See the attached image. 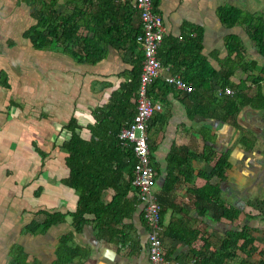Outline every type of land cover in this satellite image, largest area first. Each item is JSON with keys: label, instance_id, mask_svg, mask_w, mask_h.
<instances>
[{"label": "crops", "instance_id": "1", "mask_svg": "<svg viewBox=\"0 0 264 264\" xmlns=\"http://www.w3.org/2000/svg\"><path fill=\"white\" fill-rule=\"evenodd\" d=\"M249 1L156 0L157 11L164 20L165 38L168 42L165 45L164 39L159 51L162 48L171 51L170 57L174 56L176 64L163 65L165 69L162 76L174 74L176 71L175 74L187 77L194 72L199 74L194 67L196 57L189 55L197 50L198 41L202 42V55L209 65L224 74L228 67L224 66L222 59L227 51L226 40L232 31L222 24L219 8L231 6L253 15H264V10L256 9L258 4H264V0L257 2V5ZM117 6L121 7L122 4ZM131 11L128 13L129 17H126L123 11L117 12L120 34L108 40L102 60L93 65L88 60L89 43L84 45V39H95L93 30L81 25L79 35H76L81 39L66 36L55 46L46 43L35 49L24 37L36 24V20L31 16L33 10L26 4H21L20 0H0V75H6L9 84L4 87L0 84V264H14L12 253L15 247L36 255L34 257H37L38 261L48 264L52 260L51 242L55 241V250L58 240L69 231V225L60 224L53 227L54 231L33 234L30 232V226L45 219L44 215L37 216L33 213L37 212L36 209L49 213L76 211L78 198L74 194L75 191L62 184V180L68 181L70 174V153L64 146L68 143L70 135L66 127L72 119L82 127L80 136L87 142L93 141L91 144L96 146L101 143L103 149L111 146L110 142L104 143L96 137L98 132L93 130L99 117L107 114L110 106L112 108V99L120 95L121 84L129 80L136 55H143L141 48L135 47L130 38L126 41L121 38V32H126L125 28H130L133 36L141 31L140 18L136 12L132 9ZM113 17L114 15L111 16ZM106 23L107 27H113L112 22L106 20ZM181 36L183 39H180ZM192 37L197 41L191 42L195 46L186 47L185 41ZM242 39L243 61L246 62L249 57H257L254 42L247 36ZM176 41L186 47L184 51L190 56L186 57L185 62L184 54L177 58L175 52L178 49L171 50L170 44ZM233 59V71L242 73L243 69L234 67L238 63L235 56ZM212 78L214 82L209 90L218 92L221 89L217 84L220 77ZM238 79L237 74L231 78L235 83ZM189 86L192 90L188 94L175 91V94L167 95L172 104L164 106L162 114L165 115L161 118L159 116L157 122H152L149 130L151 157L158 167L155 188L163 210V225L166 231L164 250L171 264H202L204 257H210L212 251L211 248H204L205 239L208 242L215 240L212 239L215 237L222 239L229 229L237 230L244 225L251 230L257 228L254 226L255 222L251 221L241 225L242 218L234 225L221 219L220 206L200 199L197 189L189 191L194 188V182L186 181L181 175L183 170H189L188 164L183 168H174L176 165L169 162L170 159L175 161L174 152L178 155L193 151L194 154H202L206 147L215 152L226 151L220 148L224 139L221 135L224 109H217L213 120H201L198 116L194 118L195 121H189L181 102L189 101L191 107L188 106L194 111L200 109L203 101L202 98L190 100L195 86L191 83ZM244 115L256 122L254 116H264V110H242L237 122L241 121ZM229 123L225 125L234 128L231 120ZM205 126L210 128L211 134L207 135ZM152 131L157 132L156 138L150 136ZM230 152L232 155V149ZM107 157L109 154L106 152L98 150L93 154L91 151L85 165L89 162L90 169L96 171L97 166H103V162L100 165L96 163L104 161ZM194 166L204 167L207 171L212 167L198 160L194 162ZM170 174L177 177V180L169 179ZM236 176L244 178L243 175ZM233 178L232 175L229 180L221 183L222 197L223 186L229 184ZM125 185L127 180L122 179L120 187ZM35 192L39 193V201L34 198ZM113 195L114 191L111 189L104 192L105 203L111 202ZM211 206L217 208V212L213 211L216 215L213 220L207 215ZM87 217L94 220L93 216ZM248 218L254 220L253 217ZM66 221L71 224L73 218L69 216ZM125 221V232L119 235L122 229V226H119L113 236L105 235L94 225L88 226L83 234L76 236L74 243V246L87 249L84 253L86 257L77 258L70 264H151L146 249L148 231L134 216ZM211 225L212 229H208ZM222 231L224 233H221ZM196 233L197 237L193 238ZM253 234L257 238L258 232ZM258 242L264 246V243ZM216 243L219 244L217 240ZM197 253L205 255L199 259ZM236 255V259L229 264H241L243 261L253 264L261 259L256 254L252 257H245L240 253Z\"/></svg>", "mask_w": 264, "mask_h": 264}, {"label": "trees", "instance_id": "2", "mask_svg": "<svg viewBox=\"0 0 264 264\" xmlns=\"http://www.w3.org/2000/svg\"><path fill=\"white\" fill-rule=\"evenodd\" d=\"M59 1L20 0L21 4H26V6L33 10L34 13L31 16L36 20V24L24 34V37L31 41L35 49H39L46 43H50V46H55L66 36L81 39L76 35H79L80 26H85V28L93 30L95 33V39H84L85 46L89 43L88 60L93 65L102 60V54L106 50L105 47L108 40L120 34L121 30L117 26V12L123 11L126 17H129L128 13L132 9L139 16L137 10L132 8L128 1L120 2L122 4L121 7L117 6L116 0H65V6L60 5ZM63 8H71V12H64ZM112 15H114L113 18H111ZM219 15H221L222 24L229 31H232L226 40L227 51L224 52L222 59L224 66H227L228 69L224 74L222 71L214 70L202 55V42H197L193 37L188 38L184 43L186 47L195 46L191 42H197V50L189 53V55L193 56L192 58L196 57L194 58V67L199 71V74L194 72L189 77L185 75L181 76L183 81L188 85L191 83L195 86L190 100L194 101L196 98H202L203 101L200 109H194V111L193 109L190 110L189 106L191 107V105L189 101L187 103L181 102V105L184 106L185 111L189 114L188 119L191 122L195 121L194 118L198 116H200L201 120H213L218 111L217 109H224L221 121L224 124H230L229 120H231L234 128H239L241 125L237 122V118L242 113V110H264V64L262 61L264 59V15H253L248 11L245 12L231 6H221L219 8ZM106 20L112 22L113 27H107ZM125 31V34L121 32L123 41L130 38L129 40H131V43L135 47H140L136 43V37L141 31L134 36L130 28H125ZM245 36L254 42L257 55L255 58L249 57V60L246 62L243 61L242 57V52L244 51L242 47L244 39L242 38H245ZM164 39L166 45L168 42H166L165 34L163 42ZM182 46L177 41L170 44L171 50L174 48L178 49L175 52L177 58L184 54L183 61L185 62L186 57L190 56L184 51L186 47ZM170 52L165 51L163 48L159 51L158 59L163 65L175 64L174 56L170 57ZM234 56L238 61L234 67L243 69L242 73L233 71L231 62L234 61ZM136 58L129 80L121 84L120 95H117L111 101L112 108L110 106L107 115L100 116V119L97 121L98 123L94 126L93 131L95 133L98 132V134H95L96 137L102 139L104 143L110 142L111 146L109 148L103 149V144L101 145L100 143L96 146L95 144H91L93 141L89 143L83 139L79 132L82 127L74 119L66 127L70 135L68 143H65L64 147L70 153V158L68 159L70 174L68 181L62 180V184L75 191L74 194L78 198L76 211L73 213L39 211V216H45L44 221L41 223L36 221L30 226V232L38 234V232L54 231L53 227H58L60 224L69 225V231L58 240L55 250L53 244L55 241L51 242L52 252H50V255L52 260L48 264H70L77 258H85L84 253L87 252V249L78 245L74 246V243L76 236L83 234L90 225H94L95 228L108 236L115 235L117 233L115 231L116 227L122 226L119 232L120 235L125 232L123 228L126 225L125 220L134 216L141 223L140 225L149 231L148 222L141 205H139V200L137 197L131 198L128 196L132 190L135 156L131 149L121 146V141L117 137L120 131L136 115V102L139 97L138 91L144 56L136 55ZM173 73L175 74L177 71ZM249 73L252 75H249ZM256 73L257 76H255ZM236 74L239 75V79L235 83L231 78ZM212 77H220L217 80V84L221 89L218 92L215 90L217 95H215L214 90H209L211 89V84L214 82ZM0 84L3 87L9 85L6 75H0ZM226 88H231L234 93L227 95L225 92ZM149 91L148 97L154 102H160L164 106L172 104L167 99V95L175 94L173 85H168L161 79H157ZM163 96L166 97L165 100H161ZM163 115L165 114L158 112L153 116L152 122H157L159 120L158 117L160 116L161 118ZM240 143L246 151L253 148V142L250 141L247 135L240 139ZM98 150L106 152L109 154V157L104 161L97 162V165L103 162V166H97V170L95 171V169H90L89 162L86 165L85 162L91 151L95 154ZM193 152L187 154L184 152L183 155H178L174 152L173 157L175 161L170 159L169 162L171 161V164L174 163L176 165L174 168H183L188 164L187 168L189 170H185V172L183 170L181 175L184 176L186 181L194 182V188L189 189V191L197 189V196L200 199L207 200L209 204L214 203L221 207V219H225L233 225L236 224L242 218L244 210L225 201L220 189L222 182L229 180L233 174L239 175V171L233 173L237 165L230 160L231 152H215L210 147H206L202 154L198 152L194 154ZM127 158H129V161H127ZM150 159L154 162V168L158 169L154 159L152 157ZM197 160L205 165H211V170L207 171L204 167L195 168L194 162ZM196 169L198 172L195 173ZM175 178L177 180V177H174V175H169V179L175 180ZM122 179L127 180V185L120 187ZM110 189L114 191V195L111 202L105 203L103 199L104 192ZM38 195L39 193L35 192L34 198L36 201H39ZM69 216L73 218L71 224H68L66 221ZM87 216H93L94 220ZM159 217V224L163 225V210H161ZM248 229V226L244 225L237 230L229 229L222 239L215 237L212 238L215 239L212 242H208L205 239L204 248H211L212 251L210 257H204L202 264H229L233 259H236L237 253L244 254L245 257H252L256 254L261 259L258 263L253 264H264V246L257 241V238L253 234L254 232H258L259 228ZM195 237H197V233L193 236V238ZM52 238L54 239V237ZM216 240L219 244L216 243ZM12 255L14 264H44L38 261L37 257H34L36 255L30 254L20 247H15ZM163 255L166 256V254ZM196 255L200 259L205 253H197ZM241 264L250 263L243 261Z\"/></svg>", "mask_w": 264, "mask_h": 264}, {"label": "built area", "instance_id": "3", "mask_svg": "<svg viewBox=\"0 0 264 264\" xmlns=\"http://www.w3.org/2000/svg\"><path fill=\"white\" fill-rule=\"evenodd\" d=\"M125 1L133 4L141 12L142 34L138 37V42L142 45L144 60L137 113L130 124L120 132L119 138L123 146L133 147L136 158L132 183L135 190H137L138 200L144 206L145 217L150 228V257L154 264H165L161 250H159L161 246L159 239L161 233L159 225L161 205L153 190L157 172L150 159L148 135L149 123L154 112L161 110V104L149 98L148 91L153 82L162 74L163 68L157 55L163 42L165 28L162 19L153 11V0H117V2ZM164 81L172 83L180 91L188 92L192 90L178 76L170 75L165 77ZM225 92L229 95L233 93L229 88Z\"/></svg>", "mask_w": 264, "mask_h": 264}, {"label": "rangeland", "instance_id": "4", "mask_svg": "<svg viewBox=\"0 0 264 264\" xmlns=\"http://www.w3.org/2000/svg\"><path fill=\"white\" fill-rule=\"evenodd\" d=\"M260 1L262 0H250L249 2H254L257 5V2ZM59 3L62 6L66 5L65 0H60ZM258 5L261 6L259 7ZM258 5L256 6L257 10H264V4ZM63 9L64 12H71L70 8ZM186 114L189 116L187 112ZM254 119L256 122L244 115L241 121L238 122L241 125L239 128H230L225 124L221 125V135L224 139L220 148L226 151H231L232 149L230 160L237 165L233 173L239 170V175H243L245 178L237 177L233 174L234 178L230 183L223 186V197L230 205L234 204L244 210L240 221L241 225L248 223V221L255 222L254 226L260 228L257 234L258 241L264 243V116L255 115ZM204 128L208 134L210 128L206 126ZM245 135L253 141V148L250 151H246L240 143V139ZM150 136L156 138L157 132L152 131ZM206 168L210 170L209 166ZM213 211L217 212L215 206H211V210L207 211V215L211 220L216 216ZM254 215L255 217H253ZM249 216L253 217L254 220L248 218ZM212 227L211 225L208 229H212ZM200 228H202L201 225ZM221 233H224V231Z\"/></svg>", "mask_w": 264, "mask_h": 264}, {"label": "clouds", "instance_id": "5", "mask_svg": "<svg viewBox=\"0 0 264 264\" xmlns=\"http://www.w3.org/2000/svg\"><path fill=\"white\" fill-rule=\"evenodd\" d=\"M116 3H117V5L118 4H121L120 2H117V0H116ZM130 6L132 7V8H134V9H136L137 10V12L139 13V18H140V23H141V33L136 37V43H137V45H140V48H141V50H142V53H143V48H142V45L138 42V37L142 34V19H141V12L139 11V9H137V8H135L134 6H133V4H131L130 3ZM153 11H154V13H156L161 19H162V21H163V26H164V28H165V25H164V20H163V17H162V15L157 11V3H156V0H153ZM165 32H166V30H165ZM165 34V33H164ZM180 39H183V37L181 36L180 37ZM27 40H29V39H27ZM30 41V40H29ZM31 42V41H30ZM163 43V42H162ZM162 45V44H161ZM161 47V46H160ZM160 49V48H159ZM159 49H158V53H159ZM143 56H144V53H143ZM158 56V55H157ZM143 60H144V58H143ZM159 60V59H158ZM160 61V60H159ZM160 63H161V61H160ZM161 65H162V68H163V70L165 69V67L163 66V64L161 63ZM142 69H143V62H142ZM163 70H162V72H163ZM170 75H172V76H178V77H180L182 80H183V78H182V76L181 75H179V74H169L168 76H170ZM249 75H252L251 73H249ZM168 76H165V77H168ZM255 76H257V73L255 74ZM165 77H163L162 76V74H161V76L158 78V79H161L164 83H166V84H168V85H173L172 83L170 84V83H167V82H165L164 81V78ZM157 80V79H156ZM155 80V81H156ZM155 81L153 82V84L155 83ZM186 83V82H185ZM140 84H141V82H140ZM152 84V85H153ZM187 84V83H186ZM151 85V86H152ZM150 86V87H151ZM174 86V88H175V85H173ZM187 86L188 87H190L188 84H187ZM191 88V87H190ZM140 89V88H139ZM226 89H228V88H226ZM229 89H231V88H229ZM149 90H150V88H149ZM232 90V89H231ZM175 91L177 92V93H181V94H184V93H189L190 91H184V90H182V91H180V90H177L176 88H175ZM233 91V90H232ZM263 91H264V89H263ZM234 93V92H233ZM232 93V94H233ZM138 94H139V91H138ZM139 98V97H138ZM161 100H164V96L161 98ZM158 103H160V102H158ZM136 104H137V106H138V99H137V102H136ZM161 104V103H160ZM137 106H136V113H137ZM163 111H164V105L163 104H161V110H159V111H155L154 112V114H153V116L155 115V114H157L158 112H161V113H163ZM107 114H104V116H106ZM153 116H152V119H153ZM135 117V116H134ZM134 119V118H133ZM152 119H151V121H150V126H149V129H148V135H149V130H150V128H151V126H152V124H151V122H152ZM131 122V121H130ZM130 122L128 123V124H130ZM127 124V125H128ZM127 125L124 127V128H126L127 127ZM123 128V129H124ZM122 129V130H123ZM121 130V131H122ZM120 131V132H121ZM120 134V133H119ZM63 136H65L64 134H63ZM67 137V136H66ZM65 137V138H66ZM118 138H119V135H118ZM119 140H120V138H119ZM121 141V140H120ZM121 146L123 147V148H127V149H131L132 151H133V147H125V146H123L122 145V141H121ZM149 148H150V143H149ZM150 153H151V151H150ZM134 154V153H133ZM135 156V155H134ZM136 159V158H135ZM127 161H129V158H127ZM153 162V161H152ZM135 163H136V160H135V162H134V164H133V167H134V165H135ZM154 165V164H153ZM156 172H157V169H156ZM157 175H158V173H157ZM156 179H157V176H156ZM156 179H155V183H154V186H153V190H154V193H156V195H157V191H156ZM133 181V180H132ZM132 192V194H133V196H131V198H133V197H137V199H138V195H137V190H135V188H134V186H133V183H132V190L129 192V197H130V193ZM157 197H158V195H157ZM158 199H159V197H158ZM140 202V201H139ZM159 203H160V205H161V202H160V200H159ZM139 205H141V207H142V211H143V213H145L144 212V206L142 205V203L140 202V204ZM37 208H38V206H37ZM37 210V212L36 213H33V215H37V216H39L38 215V213H39V211H40V209H36ZM161 210H162V205H161ZM161 212V211H160ZM146 218V217H145ZM159 219H160V217H159ZM147 220V219H146ZM159 223H160V221H159ZM160 225V228H161V233L159 234V239H160V241H161V246L159 247V250H161V254H162V257L164 258V262H165V264H171V262L170 261H168V259H167V257L166 256H164L163 254H166V252H165V250H164V247H165V245H164V239H165V235H166V231H165V227H164V225H161V224H159ZM148 229H149V231H148V240H147V246H146V249H147V251H148V257H149V260H150V263L151 264H154L153 263V261H152V259H151V257H150V249H149V247L151 246V241H150V239H149V234H150V228H149V224H148Z\"/></svg>", "mask_w": 264, "mask_h": 264}, {"label": "bare ground", "instance_id": "6", "mask_svg": "<svg viewBox=\"0 0 264 264\" xmlns=\"http://www.w3.org/2000/svg\"><path fill=\"white\" fill-rule=\"evenodd\" d=\"M150 92V91H149ZM228 95V94H227ZM118 137V136H117ZM119 139V138H118Z\"/></svg>", "mask_w": 264, "mask_h": 264}]
</instances>
